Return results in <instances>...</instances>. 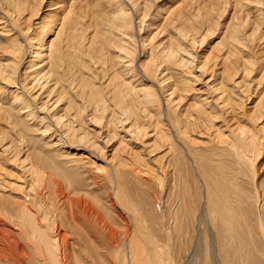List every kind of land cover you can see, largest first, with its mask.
<instances>
[{"label": "bare ground", "instance_id": "bare-ground-1", "mask_svg": "<svg viewBox=\"0 0 264 264\" xmlns=\"http://www.w3.org/2000/svg\"><path fill=\"white\" fill-rule=\"evenodd\" d=\"M95 1L0 0V264H264V0Z\"/></svg>", "mask_w": 264, "mask_h": 264}, {"label": "rangeland", "instance_id": "rangeland-1", "mask_svg": "<svg viewBox=\"0 0 264 264\" xmlns=\"http://www.w3.org/2000/svg\"><path fill=\"white\" fill-rule=\"evenodd\" d=\"M92 2H90L89 0H87V2H88V4H89V2H90V5H91V7H93L92 6V3H93V5H94V9L96 8L95 7V3H94V1L95 0H91ZM101 1V3H103L102 2V0H100ZM87 2H86V4H87ZM95 2H97V0L95 1ZM169 3V4H168ZM158 4V6L160 7V9L161 10H163V11H165L166 9L168 10V8L170 7L171 8V1H168V0H161V1H159V3H157ZM171 4V5H170ZM262 8H263V6H262ZM98 11H96V10H94V12H96V14L97 15H101V10H100V8L98 7V9H97ZM41 11H42V9H41ZM40 11V14H42V12H45L44 10L41 12ZM253 15H256V14H253ZM221 24V23H220ZM219 24V25H220ZM219 40L218 39H216V37H212V38H209L208 40H207V45H209L210 46V48H213L214 47V50H221L222 49V47L221 46H218L217 45V42H218ZM216 44V45H215ZM197 46V45H196ZM200 46H202V45H200ZM199 46V47H200ZM199 47H197V48H199ZM208 47V46H207ZM205 49V48H204Z\"/></svg>", "mask_w": 264, "mask_h": 264}]
</instances>
